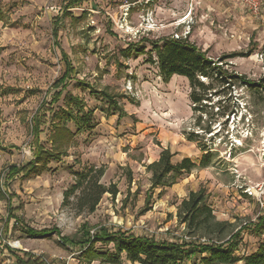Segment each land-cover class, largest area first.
<instances>
[{
    "label": "rangeland",
    "instance_id": "374dc122",
    "mask_svg": "<svg viewBox=\"0 0 264 264\" xmlns=\"http://www.w3.org/2000/svg\"><path fill=\"white\" fill-rule=\"evenodd\" d=\"M70 1L0 0V264H18L4 244L48 264H111L99 254L111 246L96 243L92 257L58 243L83 225L89 235L105 228L193 240L177 219V205L200 188L215 217L231 224L229 233L240 232L234 264H244L264 241V227H254L264 210L244 193L263 176L264 91L236 79L229 86L213 82L214 95L195 111L187 79L161 73L154 42L187 39L222 69L260 82L264 10L253 16L225 0ZM65 73L66 85L55 88ZM37 148L45 151L41 158ZM163 150L173 164L189 158L194 167L152 187L148 165ZM202 158L206 167L199 166ZM10 165L26 171L8 175ZM89 166L103 167L101 183L117 192L105 193L93 212H77L63 204L64 193L73 174ZM15 218L60 233L32 238ZM120 264L139 263L121 256ZM182 264L202 263L197 257Z\"/></svg>",
    "mask_w": 264,
    "mask_h": 264
},
{
    "label": "trees",
    "instance_id": "16d2710c",
    "mask_svg": "<svg viewBox=\"0 0 264 264\" xmlns=\"http://www.w3.org/2000/svg\"><path fill=\"white\" fill-rule=\"evenodd\" d=\"M78 1L71 0L70 5ZM154 48L158 67L165 79H169L173 75L183 76L187 79L191 89L189 98L192 109L195 111L202 108L203 101L209 100L208 93L214 95L215 92H209L212 89L213 82H218L222 86H229L233 83L232 80L236 79L242 84L261 88L264 91V78L260 82L249 81L242 75L222 69L221 65L209 57L206 51L201 50L187 39L167 38L161 42H154ZM242 55H244L243 52L229 54L231 57ZM67 77L68 74L65 73L54 87L60 88L66 85ZM202 78L208 79L211 84H206L202 81ZM59 91L57 97L60 95ZM102 96L107 99L112 109L120 111L115 98L107 93H102ZM54 101H56V97L51 100V102ZM31 123V132L34 134L33 137L37 143L40 133V119L37 113L32 117ZM56 128L61 133L71 134L65 127L56 126ZM205 147L200 148L206 151ZM42 153H45V151L37 148L35 158H41ZM171 157L172 154L168 150H163L158 160L148 165V169L152 173V187L164 185V179L171 173L189 172L194 167V163L189 158H183L180 162L173 164ZM28 164L34 167L33 162ZM199 166H207L205 158L200 160ZM25 169L26 166L17 168L15 165H10L7 167L8 175L11 176L25 172ZM103 175L104 168L96 166H89L80 172L74 173L73 184L65 191L63 204H71L77 212H93L105 193L115 195L117 192L113 186L109 187L101 183ZM177 219L184 225L187 236L194 238L193 240L158 241L147 236L134 235L127 231H110L105 228L89 235L87 225H83L79 230L80 234L77 233L71 237L61 236L58 243L62 246L71 244L83 250L84 254L92 257L97 255L94 250L96 243L100 246H111V252L105 250L99 253L111 264H120L121 256L132 263L139 264H182L197 257H199L202 264H234L240 260L235 254L241 241L240 232L236 231L230 234L231 224L215 217L207 202L205 189L200 188L197 191H190L180 201L177 205ZM15 221L21 223L17 218H15ZM21 225V231L32 238L50 237L54 233L56 235L60 233L59 230L50 228L36 229L25 226L23 223ZM254 227L257 229L263 228L264 219L261 218ZM4 248L15 256L18 264H48L26 252H23L25 256L21 257L17 254V250L6 244H4ZM244 264H264V241L259 244L255 252L244 257Z\"/></svg>",
    "mask_w": 264,
    "mask_h": 264
},
{
    "label": "built area",
    "instance_id": "2783aa9c",
    "mask_svg": "<svg viewBox=\"0 0 264 264\" xmlns=\"http://www.w3.org/2000/svg\"><path fill=\"white\" fill-rule=\"evenodd\" d=\"M230 2L245 12L250 13L253 16L259 15L262 10H264V0H225ZM263 176L259 182L254 185L246 186L244 193L251 197L260 211L264 210V160L262 161Z\"/></svg>",
    "mask_w": 264,
    "mask_h": 264
}]
</instances>
